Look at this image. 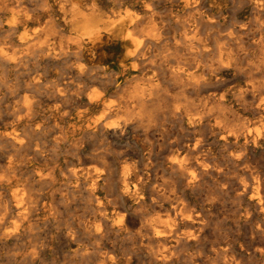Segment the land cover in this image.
<instances>
[{
	"label": "rangeland",
	"instance_id": "rangeland-1",
	"mask_svg": "<svg viewBox=\"0 0 264 264\" xmlns=\"http://www.w3.org/2000/svg\"><path fill=\"white\" fill-rule=\"evenodd\" d=\"M93 1L97 3L101 12L111 15L114 20L120 15H125L127 10L130 14L137 11L133 0ZM162 1L157 0L153 3V11L163 24L168 21L164 24L167 29L166 33L164 32L166 44L163 41L156 50L158 52L169 49L171 64L180 61V65H183L188 73L196 72L192 63L194 58L189 54L186 44L184 45L182 40L171 41V38L181 34L192 11L187 10L188 14L176 0H164V3ZM201 2L204 5L203 9H213L217 16L218 22L211 29L217 32V44L225 52L227 50L229 55L231 54L230 68L219 74L220 80L225 82L221 81L215 89V92L225 97L210 108L211 113L213 112L212 114L217 118L218 126L223 128L226 126L224 130L231 132L228 141L219 139V135L214 136L210 125L202 124L197 128L189 126L186 117L179 114L175 101H182L180 105L186 101L184 102L186 106L182 105L183 108L190 111L192 107V110L188 112L196 114L201 110L200 99L204 93L198 92L196 95L188 91L183 94L185 97L182 96L181 87L178 86L180 85L179 80L172 77L175 79L172 82L171 77L165 76L169 74L163 68H159L160 71L158 67L155 69L144 67L140 69L142 72L120 74L115 68L118 50L113 47L108 46L104 48L105 50L98 51L95 60L91 63L93 72L102 73L100 67H103L110 73L121 76L118 83L123 89L129 86L141 89L148 84L149 80L159 78L153 93L158 92L153 94L152 99L147 102L149 108L146 103L145 108L143 106L135 112L122 108L103 115L100 108H90L86 112L87 120L92 121L99 117L109 126L95 132L75 131L73 134L72 127L79 125L77 115L82 110L79 107V101L72 97H68L64 102L52 98L50 84L56 80L57 73L68 74V65L63 62L53 63L38 59L28 60L24 65L16 67L0 65V132L11 128L9 123L12 121L11 114L14 110L25 115L27 103L31 106V112L25 119L26 123L24 122L21 127L24 140L22 146L19 148L12 146L0 137V180L5 181L7 171L9 169L12 171L11 180L9 178L10 181H8L9 185L0 188V198L3 193L4 199L7 197L5 199L7 205L11 207L14 204L12 192L17 186L24 189L26 198V205L23 207L26 213L25 223L23 222L25 229L22 226L18 234L6 241L0 240V264H102L100 261L102 257L105 258L107 264H126V262L127 264H264V237H262L264 236V219H262L264 218V185H262L264 184V144L254 146L251 143L255 135H264V109L259 106V103L264 101V93H262L264 92V61H262L264 60V48H262L264 47V31H262L264 30V12L260 11L258 14L253 10L255 3L264 6V0H201ZM30 3L34 7L37 5L36 9H41L45 3L52 5L56 20L59 19L56 11L58 6H68L66 0L65 2L64 0H30ZM182 20L184 23H181ZM234 28V37L231 38L230 35V39L227 35ZM250 38L253 39L250 40ZM39 72L43 74V82L35 86L30 85L29 80ZM160 81L163 82L160 83ZM106 83L108 86L104 98L105 104L116 108L124 92L116 91L110 82ZM12 85H16L15 88L14 86L12 88ZM67 89L68 94H72L75 87L69 86ZM216 107L217 110H214ZM55 108H59V111ZM225 109L227 112L224 111ZM194 143H198L199 146L195 152L183 149V146H193ZM180 160L184 161L185 165L193 163L194 167L191 166L190 169H203L207 165V170L199 172L197 180H194L191 186H186L176 171L179 169L176 165ZM79 170L83 174L78 178L73 175V172ZM124 170L131 178L130 187L135 188L139 193L137 202L133 199L126 200L119 194V178ZM91 174L98 178L101 176L99 186L102 188L99 187L97 190L99 192L97 195L102 200L99 210L96 208L94 198L87 192L89 187L87 176ZM163 186L166 189L164 193ZM7 212L8 225L6 226L12 230L16 224L15 220L19 219V212L14 209H8ZM98 213L104 216L107 224L96 230L94 226L91 227L88 224L94 221L92 217L94 218ZM123 213L128 214L130 218H128V223L122 222V225L126 224L128 227L120 230L118 224ZM186 216H192L191 219L195 217L205 222V226L202 223L205 228L201 235L194 240L182 241L178 244L170 242L167 247H170V255L174 258L170 256L162 263L156 261L152 256L162 247L158 246L154 240L146 239L149 236L142 231L143 228L145 225H159L169 229L174 226L173 222L175 224L180 218ZM138 222L139 226H136ZM177 228L178 234L183 232H185L183 234H188L189 229L191 230V227L186 224H179ZM191 241H196V243Z\"/></svg>",
	"mask_w": 264,
	"mask_h": 264
},
{
	"label": "bare ground",
	"instance_id": "bare-ground-1",
	"mask_svg": "<svg viewBox=\"0 0 264 264\" xmlns=\"http://www.w3.org/2000/svg\"><path fill=\"white\" fill-rule=\"evenodd\" d=\"M155 1H157V0H133L134 4H136L137 11H134L132 14H130V13H128L129 10L126 9L127 12H126L125 15H122V16L120 15L117 19L114 20V19L111 18V15L101 12L99 7H98V5H97V3L95 1H93V0H66V2L68 3V6L67 5L66 6L59 5L58 8L56 7L57 8L56 11H57V13L59 15V19L56 20L55 19L56 16L54 17V15H53L54 7L52 5H49L48 3H45L42 6L41 9H36L35 7L37 5L35 7L32 6L31 3H30V0H0V65L3 64V66H4V64H5V65H8V66H13V67L15 66L16 67V66L24 65L28 60H33V59H38V60H41V61H48V62H53V63L63 62L66 65H68V70H69L68 74L67 75H60V74L57 73L55 75L57 77L56 80L52 81L51 84H50L49 89H50V92L53 95L52 98L54 97L56 100H59V101L63 100V102H64V100L68 99V97H70V98L72 97V98H75L76 100L79 101V107L82 110H80L78 112V115H77V120L79 122V125L72 127V133L73 134H74L75 131H78L80 133H83L84 131L95 132V131H98V130H103V129L109 127V126H107L105 123H103L100 120L101 118H99V117H98V119L96 118L95 120H92V121L87 120L85 118L86 117V112L90 108H100L101 113L103 115H106V114L108 115L112 111H115L116 109H122V108L124 110H126V111H129V112H135L139 108L142 109V107L147 102H149L152 99L153 94H156V92H158V91H156L155 93H153L155 91L156 82H158L159 78H158V80H157V78L153 79L151 81L149 80L148 84L146 86L143 84L145 87L144 88L142 87L141 89H134V88L129 86L130 84L128 85L129 87H126V88L123 89V88H121V86L118 83V81L120 80L121 76H118L116 74H112L109 71L103 69V67L102 68L100 67V70H102V73L93 72V70H92L93 66L91 65V63L95 60L96 54L98 53V51L101 50V49H104V48H106L108 46L109 47H113L116 50H118V55H117L118 59H117V62L115 64V66H116L115 68L117 70H119L120 74H123V75L124 74H128V73L131 74V73H134V72H137V71H141L140 69H144V67H151L153 69H155L157 67H158V69L159 68H163L169 74V75H165V76H168V77H171V78L173 77L176 80H179L178 82H180L179 83L180 85H178V86L181 87L180 92H181L182 96H184L183 94H185L188 91L194 92L195 94L198 93V92L204 93V95L200 99V101H201V105H200L201 106V110L199 112H197L196 114L189 113L192 110V107H191L190 111L188 110L189 112L186 111L183 108L182 105H184V102H186V101H183L182 105H180L182 101L181 102L180 101H175L177 103L176 104V108L179 109V114L181 116L186 117V120L188 121V125L189 126H191L193 128H197V126H201L202 124L210 125V128H211L212 133H213L214 136H218L219 135L220 136V138L218 137L219 139H223V140L228 141L227 139L230 138L231 132L227 131V130L226 131L224 130L226 128V126H225V128L218 126V123L216 122L217 118L214 117V115L212 114L213 112L211 113V109H210L211 106H213L214 104H218L225 97L224 95L218 94L217 92H215V89H216V86L221 83V81H224V80H220L219 74L221 73V71L227 70L228 68H230L229 66H230V62H231V54L229 55L227 50L225 52V50L217 44V37H216L217 32H215L216 30L215 31L214 30L211 31L212 27H214L217 24V22H218L216 14L213 12V9H210V8L207 9V10L203 9L204 5L201 2V0H176L178 2L179 6H181V8L183 10H186V12H188V14H189V11H192V15H191L190 19L184 25L183 31L181 32V34L178 35V37L175 36V37L171 38L172 42L173 41L176 42V41L182 40L184 45L186 44L188 52H190L189 54H191L193 56V58H194L192 60V63H193V66H195V68H196V72L192 71L193 73H188V70L186 68H184L183 65H180V63H179L180 61L179 62L178 61L175 62V64H171V62H170L171 61L170 52L168 51L169 49L160 50L158 52L156 50V48L159 47V45L165 40L164 32L166 33L165 30H167V29H165L166 26L164 27V24H167L168 21H167V23L164 22V24H163L161 21L158 20L159 17L157 18V16H155L156 14L153 11V3ZM64 2H65V0H64ZM125 3H124V5H125ZM132 6H134V5H132ZM261 9H264V6H261L258 3L254 4V9L253 10H255L257 13L260 12V11L264 12V10H261ZM187 10H189V11H187ZM113 15H114V13H113ZM261 17H262V14H261ZM175 20H176V18H175ZM182 22H183V20L181 21V23ZM252 22L254 23V21H252ZM257 22H258V20H257ZM58 23H60V24H58ZM176 25H174V26H176ZM181 26H183V25H181ZM252 26H253V24H252ZM252 26L250 27V29L252 28ZM256 26H258V25L256 24ZM246 28H248V27H246ZM257 29L259 30V28H257ZM179 30H180V28H179ZM226 30H228V29H226ZM262 31H264V30H262ZM234 32H235V28L231 29V32L228 33L227 36L230 38V35H231V38H233L234 37L233 36ZM249 32L252 33L253 31L252 32L249 31ZM240 33H242V32H240ZM255 37L257 38V36H255ZM220 38L221 37H219V39ZM245 38H246V36H245ZM251 39H253V38H250V40ZM232 41L234 42V40H232ZM164 43H165V41H164ZM238 44H239V42H238ZM229 45H233V44L229 43ZM176 48H177V46H176ZM184 48L186 49V47H184ZM262 48H264V47H262ZM187 49L185 51H187ZM254 49L256 50L257 48H254ZM171 51H172V49H171ZM229 51H230V49H229ZM232 51H233V49H232ZM115 52H117V51H115ZM172 52L174 53V50ZM188 52H187V54H188ZM251 52L252 51H250V53ZM101 54L102 53H100V55ZM233 54H235V53H233ZM184 56H185V54H184ZM189 57H190V55H189ZM105 61H106V59H105ZM262 61H264V60H262ZM29 62H31V61H29ZM24 68H25V66H24ZM29 73H31V72H29ZM13 74H15V73H13ZM42 75L40 74V72L34 74L32 76V78L29 80V84L32 85V86H35V85H39L40 83H42L43 82ZM148 75H150V74H148ZM151 75H152V73H151ZM173 78H172V80H173L172 82H174V80H175ZM170 81H171V79H170ZM106 82H110V84L113 87L116 88V91H120L121 90L122 92H124L123 93L124 96H122V99H119L118 105H117L116 108L108 106V105L105 104V99L104 98H105L106 89H107V86H108V84ZM161 82H163V81H160V83ZM165 82H167V81H165ZM15 83H16V81H15ZM139 83H140V81H139ZM140 85H141V83H140ZM164 85L166 86V84H164ZM164 85H163V87H164ZM13 86L14 85H12V88H13ZM15 86H14V88H15ZM69 86L70 87L71 86L75 87V89L73 90L72 94H68V92H67V90H68L67 88ZM97 86H99V87H97ZM100 86H103V87L100 88ZM174 87H176V86H174ZM160 90H162V89H160ZM167 92H169V91H167ZM178 93H179V90H178ZM178 93L176 92V94H178ZM262 93H264V92H262ZM30 95H32V94H30ZM157 95H159V94L157 93ZM157 95H155V96H157ZM196 95H198V94H196ZM166 96H167V94H166ZM189 96H187V97L189 98ZM187 97H186V100L188 99ZM27 98H28V96H27ZM116 98H114V99H116ZM168 100H169V98H168ZM153 104H155V103H153ZM158 104H159V102H158ZM170 105H172V104L170 103ZM151 106H152V104H151ZM184 106H186V105H184ZM259 106L262 109H264V101L259 103ZM22 107H24V106H22ZM12 108H13V106H12ZM144 108H145V106H144ZM147 108H149V104H148ZM188 108H190V107H188ZM55 109H56V111H59V108H55ZM220 109H221V107H220ZM25 110H26V114L25 115H22L19 111L14 110L12 112V114H11L12 121L9 123L11 128L10 129L6 128L5 130L0 132V137L3 140L9 142L12 146H15V147H18V148L22 146L23 141H24L23 137H22V132H21L22 129H21V127L23 126V123L26 121L25 119H26L27 115H29L30 112H31L30 104L27 103ZM214 110H217V107H216V109L214 108ZM224 111L227 112L226 109ZM143 113H141V114H143ZM23 114H24V112H23ZM53 114H54V111H53ZM62 114H63V112H62ZM126 114H128V113H126ZM98 116H100V115L98 114ZM136 116H134V117H136ZM138 117H139V115H138ZM179 118H181V117H179ZM229 120L230 119H228V121ZM9 121H10V119H9ZM213 121H214V123H212ZM73 123H74V121H73ZM75 124H76V122H75ZM169 127H171V126H169ZM149 129H150V127H149ZM190 130H188V131H190ZM72 133H71V135H72ZM80 136H81V134H80ZM74 140H75V138H74ZM161 141H163V140L161 139ZM170 141H172V140H170ZM207 142H208V140H207ZM251 143L254 146L255 145H259V144H264V135H259V134L255 135L254 137H252ZM175 145H177V144H175ZM198 147H199L198 143H194L193 146H183V149L187 150L189 152H195L196 150H198ZM14 149L16 150V148H14ZM159 149H161V147ZM186 153H188V152H186ZM208 155H209V153H208ZM96 159H97V157H96ZM208 159H210L209 156H208ZM19 161H20V158H19ZM19 161H17V162H19ZM183 162L184 161L180 160L177 163L176 166L179 169H176V171L179 173L181 180L183 182H185L186 186H191L194 183V180H197L196 177L198 176L199 172H204V171L206 172L207 165L206 166L204 165L205 169L204 168L203 169H190L191 166H193V163H189L188 165H185ZM201 162H202V160H201ZM217 168H219V167H217ZM5 169H6V167H5ZM126 170L121 172V175H120V178H119V183L117 182L118 186H119L118 187L119 194H120V196L122 198H124L126 200L133 199L134 201L137 202V200L139 199V193L137 192V190L135 188L132 189L130 187L131 178H130V176L127 173ZM214 172H215V170H214ZM11 173H12V171L9 169L7 171V174H8L6 176L7 179L5 181H1L0 180V188H5V187H7L9 185L8 181L11 180V178H10L11 177ZM81 174H83V173H81L80 170L73 172V175L75 177H78ZM105 174H106V172H105ZM216 174H218V173H216ZM220 174H221V172H220ZM13 175H14V173L12 174V176ZM2 176H4V175H2ZM9 178H10V180H9ZM99 178H98V176H94V175L92 176V174L90 176H87L88 184H89L88 186L89 187L88 188L86 187L87 190H88L87 192L89 193V195L94 198V201L96 202L95 205H96V208L98 210H99V207L102 206V200L97 195V193H99V192H97V190H98L99 187H101V186H99V182H101L99 180ZM137 180H139L138 177H137ZM83 181H84V178H83ZM106 182L108 183L107 180H106ZM200 182H198V183H200ZM134 184H135V182H134ZM262 185H264V184H262ZM165 186H166V184H165ZM77 188H79V187H77ZM103 188H104V186H103ZM165 191H166V189L164 187L163 193ZM141 193H142V191H141ZM178 193H180V192H178ZM159 195H160V193H159ZM4 196L5 195H3V193H2V196L0 198V205H1V207H0V240L1 241H6L8 238H11L12 236L18 234V232L20 231V229L23 226V222H24V219H25V216H26V213L24 211L25 209L23 208L26 205V203H25L26 202V198L24 196V189L23 188L17 186L13 190L12 198H13L14 204L11 207L7 205L6 200H5L7 197L4 199ZM151 197H153V196H151ZM179 197H175V198H179ZM166 198H167V196H166ZM166 198H165V200H166ZM90 199H92V198H90ZM162 199H163V197H162ZM87 200L89 202L88 198H87ZM124 203H125V201H124ZM122 204H123V202H122ZM132 208H131V210H132ZM8 209H14L17 212H19L18 213L19 214L18 215L19 219L15 220L16 224L12 227L13 228L12 230H9L8 226H6V225H8L7 224V213H8L7 211H8ZM185 209H187V208H185ZM98 212H100V211H98ZM184 212H185V210H184ZM127 215L128 214L123 213L120 216V220H119V224H118V225H120V227H119L120 230L126 229V227H128V226H126V224L122 225L123 221L128 223V218H130V217H128ZM103 217L101 215H99V213H98V215L95 214L94 218L92 217V221L93 220L94 221L92 222L90 220V222H92V223H89L88 225L89 226L91 225V227L94 226V228L96 230H99L101 226L105 227V224H107V222H106V220ZM138 217H140V216H138ZM191 217L192 216H186L184 218H180L179 222L177 221V223L175 222V224L173 222L172 225H174V226L172 228H169V229L166 226H159V225L146 226L145 225V227L143 228L142 231H145L148 234L149 237L146 238V239L154 240L155 243L158 244V246L162 247V249H160V250L156 249L157 251H156V253L154 252L155 254L153 256L151 255L152 257H154V259L156 261H159V262L162 263V262H165L166 260H168L170 258V256L173 257L172 255H170L171 254L170 253V247H167V245L170 242H173L174 244H178L179 242L182 243V241L194 240V239L198 238L201 235L203 228H205V227H203L202 223H204V226H205V222H202L200 219L195 218V217L191 219ZM174 218H175V216H174ZM262 219H264V218H262ZM140 223H142V222H140ZM108 224H109V222H108ZM146 224H148V223H146ZM179 224L189 225L191 227V230L189 229L190 232L188 234H183L185 232L180 233L181 235L178 234L177 233V229H178L177 226ZM136 226H139V222H138V225H136ZM24 229H25V227H24ZM116 230H118V229H116ZM179 230H180V228H179ZM183 230H185V229H183ZM89 231H90V229H89ZM68 232H69V230H68ZM260 234H261V232H260ZM71 235H72V233H71ZM142 236H143V234H142ZM137 237H139V236L137 235ZM262 237H264V236H262ZM200 238L202 239V237H200ZM191 242L192 243L193 242L196 243V241H191ZM145 243L146 242H144V244ZM174 244H172V245L174 246ZM84 246H86V245H84ZM180 246H181V244H180ZM146 247H148V246H146ZM154 247H155V245H154ZM152 251H154V250L152 249ZM80 252H82V251H80ZM144 252H145V250H144ZM87 253H89V251ZM213 253H215V252H213ZM84 254H85V252H84ZM152 254H153V252H152ZM173 254L175 255V253H173ZM98 255H99V253H98ZM149 255H150V253H149ZM222 258H223V255H222ZM216 260H218V259H216ZM100 261L102 262V264H107L104 257H102V259ZM111 262H112V260H111ZM126 264H127V262H126ZM225 264H227V263H225Z\"/></svg>",
	"mask_w": 264,
	"mask_h": 264
}]
</instances>
